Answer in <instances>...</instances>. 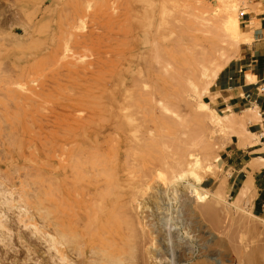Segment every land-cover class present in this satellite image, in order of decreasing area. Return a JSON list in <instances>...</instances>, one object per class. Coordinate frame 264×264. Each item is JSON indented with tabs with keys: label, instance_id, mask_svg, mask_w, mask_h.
Listing matches in <instances>:
<instances>
[{
	"label": "rangeland",
	"instance_id": "obj_1",
	"mask_svg": "<svg viewBox=\"0 0 264 264\" xmlns=\"http://www.w3.org/2000/svg\"><path fill=\"white\" fill-rule=\"evenodd\" d=\"M248 1L0 0V264H264L252 194L202 203L187 186L214 190L221 150L246 135L199 107L214 81L198 98L184 78L239 55L251 35L239 17L240 45L220 43L219 19Z\"/></svg>",
	"mask_w": 264,
	"mask_h": 264
},
{
	"label": "crops",
	"instance_id": "obj_2",
	"mask_svg": "<svg viewBox=\"0 0 264 264\" xmlns=\"http://www.w3.org/2000/svg\"><path fill=\"white\" fill-rule=\"evenodd\" d=\"M247 8L240 15V24L251 39L240 45L239 55L217 75L207 93V102L213 101L212 108L222 114L231 109L241 116L244 110L256 108L259 118L245 123L247 132L255 134L256 139H252L253 144L240 145L239 138L231 136L219 154L224 176L204 181L218 185L224 179L227 193L235 196L250 176L251 213L264 217V163L253 162L264 158V91L260 90L264 86V0H249Z\"/></svg>",
	"mask_w": 264,
	"mask_h": 264
},
{
	"label": "bare ground",
	"instance_id": "obj_3",
	"mask_svg": "<svg viewBox=\"0 0 264 264\" xmlns=\"http://www.w3.org/2000/svg\"><path fill=\"white\" fill-rule=\"evenodd\" d=\"M236 7V6H235ZM235 7L233 6H228V5H225L224 6V9H225V15L222 16L219 20H220V29H221V32L220 34H218V39L220 40V43H225L229 46H232L233 48L237 47L238 45H240L241 41H242V35L245 34V32L242 30V28L240 27L239 25V17H240V14L243 12H239ZM239 13H238V12ZM245 13V12H244ZM214 14L213 13H209L207 16H202V19L203 20H211L210 18L213 16ZM209 17V18H208ZM215 17V16H213ZM217 39V40H218ZM245 42H248L247 40H244ZM223 47V46H222ZM228 47V46H226ZM229 48V47H228ZM225 50V48H224ZM230 60V57L229 59H225L223 61H221L220 63L214 65L213 67L211 66H208L207 64H204L202 61H199L197 62L199 66L198 69H194L193 67H190L188 70L187 69V73H186V76H185V82L187 83L190 91H192L194 93V96H198V98H200L201 94L207 90V88H209L210 84L216 79L217 75L220 73V71L228 64ZM192 66V64H191ZM198 67V66H197ZM194 69V70H192ZM247 75V74H246ZM248 79L251 78V75L248 74L247 75ZM117 85V84H116ZM187 87V86H186ZM185 87V88H186ZM184 91V90H183ZM190 92V93H192ZM191 95V94H190ZM188 96V95H187ZM190 97V96H189ZM213 101L209 102L208 104L209 105H212ZM199 107L201 108H205V109H209V112H211V116L213 117V120L218 124H222L225 126H229V123L233 124V123H240V122H246L247 120L249 121L250 119H258L259 118V115L257 113V110L256 108L254 109H246L244 110L246 114H244L245 116H241L240 118L238 119H234L233 115H232V111L230 109L229 112H224L223 114H217L213 111V108H209L208 105L205 103V102H202L200 101L199 102ZM259 121V120H258ZM255 122V121H254ZM220 126V125H219ZM223 127V128H224ZM222 128V127H221ZM248 130H246V135L244 137H241V143L242 145H248V144H253L254 141H252V139H256V135L255 134H250L249 132H247ZM83 134V133H82ZM85 135V134H84ZM256 141V140H255ZM258 141V140H257ZM68 144V143H67ZM63 145V144H61ZM61 145H59L58 147H55L53 148L52 152V156H50V159H49V171L52 175V178L54 181H57L59 176L61 175H66L67 174V170H68V166L65 164L64 162V155H65V149H64V146L61 147ZM66 148V147H65ZM91 148V147H90ZM177 151V150H176ZM89 153V152H88ZM92 154V153H91ZM94 154V153H93ZM100 154V153H99ZM76 155V154H74ZM78 155V154H77ZM174 155V154H173ZM178 155V153H177ZM180 156V155H179ZM55 158H59V161L58 162V165L56 166L55 165ZM94 158V157H93ZM173 158V156H172ZM178 158V156H177ZM180 158V157H179ZM185 158V156H184ZM183 158V159H184ZM92 159V158H91ZM264 158H259V159H255L253 162H263L264 163ZM94 160V159H93ZM176 160V159H175ZM186 160V159H185ZM184 160V161H185ZM85 161V159H84ZM95 161V160H94ZM159 161V160H158ZM183 161V162H184ZM219 161V159H218ZM64 162V163H63ZM84 163V162H83ZM93 163V162H92ZM186 163V162H185ZM98 164V163H97ZM176 164H179V163H176ZM251 164V163H250ZM87 165V164H86ZM91 165V163H90ZM175 165V163H174ZM183 165V164H182ZM96 166V165H95ZM176 166V165H175ZM252 166V164H251ZM170 167V166H169ZM92 168V167H91ZM172 168V167H171ZM173 169V168H172ZM178 169V168H177ZM84 170V169H82ZM103 170V169H101ZM176 170V169H175ZM173 171V170H172ZM189 172H191V170L188 169ZM187 171V172H188ZM74 172H75V169H74ZM77 172V171H76ZM86 172V171H85ZM183 172H185V170H183ZM87 173V172H86ZM88 173H90V170L88 171ZM148 173V172H147ZM181 173V172H180ZM79 174V173H78ZM93 174V173H91ZM113 174V173H112ZM186 174V172H185ZM96 175V174H94ZM107 175V174H106ZM69 176V175H67ZM80 177V176H79ZM182 177V175H181ZM51 178V179H52ZM77 179V178H76ZM93 179V178H92ZM92 181V180H91ZM91 181H88V183H90ZM99 181V180H98ZM111 181V180H110ZM53 182V181H52ZM76 182V181H75ZM54 184V182H53ZM69 184V183H68ZM187 186L189 188V191L193 194L192 197H195V198H198L202 203L203 202H206V201H210L212 203H219L220 201L222 202V200L224 199V195H225V187H226V181L223 179L219 182V184L217 185V187L214 189V190H211L210 192L209 191H206L204 190V188H202L201 186L199 185H195L194 183H190V182H187ZM55 185V184H54ZM53 185V186H54ZM111 185V184H109ZM198 188V189H197ZM230 189V188H229ZM252 178L249 176L248 177V180L245 181L243 187L236 193L235 195V198L233 201H229L231 204L235 203V202H239L240 200L244 199V198H247V196L251 193L252 191ZM82 190V189H81ZM51 191V190H50ZM60 191V190H59ZM64 191V190H63ZM86 191V189H85ZM70 192V191H69ZM82 192V191H81ZM80 192V193H81ZM85 194V193H84ZM75 196V195H74ZM71 197V196H70ZM191 197V198H192ZM51 198V197H50ZM88 198V197H87ZM58 199V197H57ZM68 199V193L67 195L65 193H61V197H60V200L65 202V200ZM92 199V198H91ZM89 200V199H88ZM101 200V199H99ZM68 201V200H67ZM90 202V201H89ZM93 202V201H92ZM98 202V201H97ZM51 203V208L56 210L57 207H58V202L57 200L55 199V197H53L50 201ZM83 203V202H82ZM185 204V203H184ZM208 204V203H206ZM73 205V204H71ZM86 205V204H85ZM98 205V204H97ZM106 206V205H105ZM122 206V205H121ZM111 207V206H110ZM88 208H90L88 206ZM65 209V208H64ZM84 210H87L86 208H84ZM64 211V210H63ZM69 211V210H68ZM70 212V211H69ZM69 212H67L69 214ZM188 212V211H187ZM59 213V212H58ZM87 213V211H86ZM90 213V212H88ZM87 213V214H88ZM75 215V214H74ZM51 216V215H50ZM253 217H256V218H259L257 216H255L254 214H252ZM63 217V216H62ZM88 217V215H87ZM52 218V220H51ZM261 219L262 221H264V218H259ZM51 222H52V225L56 227V230L55 228L53 230H55L54 232L57 231V234H59L58 236L59 237H56V238H51L53 239L52 242H53V247L56 251H60V249L57 248V244L59 245H66V239L64 238L65 236V232L64 234L62 232L59 231V229H57L59 226H62V218H59L56 214V212H54V215L53 217H50ZM79 220V219H78ZM76 221V220H75ZM49 222V221H48ZM58 226V227H57ZM65 226V225H64ZM66 227V226H65ZM176 227V226H175ZM85 228V227H84ZM52 229V228H51ZM64 229V228H63ZM85 230V229H84ZM59 231V232H58ZM65 231V230H64ZM68 232V230H67ZM66 232V234H67ZM56 234V233H55ZM54 234V235H55ZM72 234V233H71ZM75 234V232H74ZM73 234V235H74ZM73 235L70 236V238L68 237V241L71 239V238H74L72 237ZM76 236V234L74 235ZM79 237V235H77ZM51 237H54L53 235ZM77 237V238H78ZM175 237V236H174ZM75 238V240L77 239ZM79 238H82V237H79ZM175 239V238H174ZM77 241V240H76ZM79 242H80V239H79ZM172 242V241H171ZM77 243V242H76ZM71 244V242L69 243ZM73 244V242H72ZM71 244V245H72ZM75 245V244H74ZM74 245H72L74 247ZM79 245V244H78ZM165 245V244H164ZM80 246V245H79ZM71 247V246H70ZM72 248V247H71ZM82 248V247H81ZM80 248V249H81ZM75 249V248H74ZM168 249V248H167ZM72 250V249H70ZM76 250V249H75ZM78 251V249L76 250ZM83 251V250H82ZM62 252V250L60 251ZM72 252V251H71ZM81 253V252H80ZM84 254V253H83ZM81 254V255H83ZM89 255V254H88ZM77 256V255H76ZM86 256V255H85ZM63 255L61 254L60 255V258H62ZM84 257V256H83ZM87 259V258H86ZM80 260V259H79ZM88 261V260H87ZM79 262V261H78ZM80 263V262H79ZM78 264V263H77ZM227 264H231V261H229V263Z\"/></svg>",
	"mask_w": 264,
	"mask_h": 264
},
{
	"label": "built area",
	"instance_id": "obj_4",
	"mask_svg": "<svg viewBox=\"0 0 264 264\" xmlns=\"http://www.w3.org/2000/svg\"><path fill=\"white\" fill-rule=\"evenodd\" d=\"M260 90H261V91H264V86H261V87H260Z\"/></svg>",
	"mask_w": 264,
	"mask_h": 264
}]
</instances>
